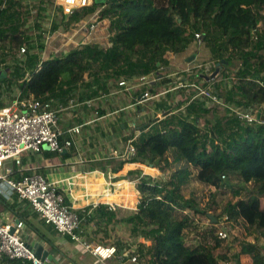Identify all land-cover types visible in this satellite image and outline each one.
<instances>
[{"label": "trees", "instance_id": "trees-1", "mask_svg": "<svg viewBox=\"0 0 264 264\" xmlns=\"http://www.w3.org/2000/svg\"><path fill=\"white\" fill-rule=\"evenodd\" d=\"M13 7L10 2L8 9ZM257 7L264 8V0H94L92 6L83 8L84 12L75 11L71 18L72 20L84 18L87 14H92L96 8H101L100 20L116 18L113 23L110 20L115 32L114 53L111 59L115 66L122 63L117 51L119 48L132 57L149 54L157 63L162 64L167 50L175 55L184 54L196 40L195 34L199 28L206 27L203 37L205 39L209 33L208 27H212L226 38L225 43H220L218 39H214L211 43L215 62L214 71L220 68L221 73L225 66H232L238 74H243L233 79V88L228 94L232 93L237 105L239 101H243L244 107L250 109L264 106V76H262L264 56L253 53V49L263 41L260 34L257 41L254 40V32L259 30L258 15L254 10ZM8 9L0 12L2 40L3 17L7 15L6 19L9 21L21 15L16 10L9 13ZM22 34L20 31V34L18 32L11 36L14 47L29 41ZM262 34L264 35V32ZM246 51L250 53H245ZM227 53L231 57L237 56L238 60L244 56L245 61L238 66L232 60L225 58L224 55ZM98 54L95 52L93 55L88 47H81L64 57L40 62L36 55L27 51L24 74L28 70L30 77L27 81L23 74L19 81V88L25 96L41 97L53 93L64 85L83 81L84 57L89 55L94 58ZM157 63L154 65L155 70L159 68ZM154 69L144 67L142 75L151 74L155 71ZM117 72L112 74H121ZM206 76L209 75H198V79L207 82ZM214 80L210 79V81ZM261 118L264 119L263 110ZM171 120L176 121L179 127L169 126ZM241 121L237 125L239 130L237 137H225L223 140L219 137V143H209L211 141H208V138L200 141L202 135L198 121H191L181 115L170 116L161 122L160 128H156L152 133L144 134L138 140L135 144L137 153L132 159L108 162V164H115L113 170L118 172L127 163L144 164L149 155H154L159 163H165L170 167L175 166L170 181L164 184H159L148 176L142 177V171H133L137 174L135 178L139 179L137 184L139 203L136 211H125L128 213L126 217H122V221L132 225V231L138 232V235L149 236L153 240V246L145 248L139 245L140 247L130 256L138 254L140 259L144 257V264H223L228 260H231L232 264H243V257L248 258L251 264H264V255L256 243H241L240 252L234 256H230L227 250L216 251L224 240L215 236L214 245L210 243L199 246L188 245L186 232L193 224L194 218L187 213L185 215L177 213L190 210L201 221H211L205 209L183 195V188L193 177L218 190H225L224 182L229 177L239 176L245 183L255 179L258 186L252 190V194L246 199L239 198L235 203H228L224 214L232 220L243 219L249 227L264 231L262 204L264 123ZM164 130L165 133H163ZM171 151H173L172 161L169 156ZM18 173L20 172L15 168L10 176ZM223 175L226 176L225 179L222 178ZM0 202L5 207H10L1 199ZM123 212L119 211V213ZM93 215L106 225L115 223L119 219L117 210L110 211L104 205L94 210ZM21 216L24 218V215ZM214 218L216 221L212 220L213 223L220 222L219 216L214 215ZM92 219L93 217L87 216L85 221L89 223ZM26 221L30 225V220ZM120 245V243L116 245L119 252L122 251ZM2 264L32 263L7 258Z\"/></svg>", "mask_w": 264, "mask_h": 264}, {"label": "rangeland", "instance_id": "rangeland-1", "mask_svg": "<svg viewBox=\"0 0 264 264\" xmlns=\"http://www.w3.org/2000/svg\"><path fill=\"white\" fill-rule=\"evenodd\" d=\"M0 2L1 13L8 9L10 2H12L14 7L8 9L9 13H12L14 10L21 13V15H18L9 21L6 19L7 15L2 19L1 28L3 40L0 37L2 46L0 71L1 69H8L9 78L6 79V82L0 83V104H9L14 101L17 98L14 93H17L20 89L19 81H21L25 69L22 66V62L26 53H24V55L21 54L22 45L14 47L11 42V36L18 32L20 34V31L23 33L22 36L24 35L29 40L26 43L28 52L32 55H36L39 60H41L42 55L46 59L64 57L68 55L69 52L76 51L81 47H88L93 55L95 52H98L99 54L94 58H91L89 55L84 57L85 76L89 79H93V82L103 81L104 77H107L115 71H118L121 74L126 72L123 73L125 75L137 76L138 74H143L144 67L150 69L152 67L153 69L155 68L154 65L157 61H155L151 55L139 54L137 57H132L121 48L117 49V51L120 54L122 63L119 66H115L111 62L114 53L113 37L115 32L110 22H115L116 18L113 17L110 19L111 21L100 20L99 11L101 8H96L92 14H87L84 18L72 20L70 16L66 21L65 16H63L64 12L62 11V6H60V3H62L61 0H0ZM254 10L258 15L259 21V30L254 32V40L257 41L258 34H260L263 41L259 46L253 49V53H258V56H264V35L262 34L264 32V8L257 7ZM81 11L84 12L85 10L81 9ZM9 13L8 15L11 16ZM93 24L96 25L97 28L92 34L89 33V28ZM206 25H208V23H206ZM50 27H52L51 30L53 33L49 29ZM204 28L206 29L204 26L197 31V33L201 34L202 38L194 40L193 44L184 54L175 55L167 50L162 59L163 65H172L173 63H176L185 68L187 66L189 68L194 66L192 71L196 72V65L214 62L211 43L214 39H218L220 43H225L226 38L212 27H208L209 33L207 38L204 39ZM44 30L46 34L50 32L51 37L49 41L46 40L47 36H45ZM35 37H37L38 40H34ZM56 53H59L60 55L55 56ZM245 53H250V51H246ZM192 56L195 58L192 59L191 62L188 59ZM224 56L226 59L235 62L238 66L245 61L244 56L241 57V59L239 58L240 60L237 59V56L233 55V57H231L228 53ZM221 71L222 72L219 76L220 82L218 81L214 88V94L218 99V103L213 104L211 107H207L205 106V101L203 99H198V101H196L191 97L184 98V100L187 101L188 106L186 111H184L185 114H187V116H190L188 113L195 115L196 119L192 120L198 121L199 127L201 128L202 136H200V141L208 138V141H211L209 143H219V137H222L221 140L225 137H237L239 135L237 125L242 120L240 117L244 111L248 110V108L244 107L243 101H239L237 105L232 93L228 94L233 88L231 79H236L243 74H238L236 69L232 66H225ZM192 78V82L201 83L202 85L208 84L207 82L198 79V77ZM161 81L169 82L166 79H162ZM218 83H220V85ZM178 94L179 93H174V97L178 96ZM168 97V95L164 96L163 99H168ZM180 101L181 100H178L177 103H180ZM177 103L170 109L173 108V111L176 110L180 106L177 105ZM161 112L162 114L166 113V111L164 112V107H162ZM153 121L156 120L153 118ZM243 121L244 120L241 122ZM169 126L179 127L176 121L173 120H171ZM172 153L173 151L169 154L171 161ZM143 160L145 159L143 158ZM158 163L156 156L149 155L144 164L137 163L141 166L136 165L134 170H125V175H122L120 179L122 182L125 181L128 183L129 179L132 181L134 180L133 185L137 186L136 184L139 183V179L135 178L137 174L133 171L139 170L142 171V177L148 176L151 177L153 181L159 184H164L170 181L175 166L170 167L165 163ZM121 173L123 174L124 172L122 171ZM224 184L225 190H218L195 180L193 177L190 183L183 188L184 197L194 200L198 206L205 209L211 217V221H201L193 211L187 210L186 212H177L178 215H185L187 213L194 218L193 224L186 232L188 245L199 246L206 243L214 245L216 241V229L218 227L225 228L231 226L233 230L231 232L230 240L223 241L222 245L216 250L217 252L227 250L230 256H234L240 252L241 243L251 242L256 243L261 253L264 255V231L249 227L243 219H231L228 223L224 221L223 224H219V226H214L212 221L214 215H216L219 216V221L221 223L224 219V210L228 203H235L239 198L246 199V197L250 196L252 190L258 186L257 181L254 179L245 183L239 176H233L229 177L227 180L225 179ZM236 193L239 194L236 195ZM139 198L140 196L138 194V199ZM262 204L264 206V197L262 198ZM92 223H94V225L87 227L89 229L87 235H97L101 238V242L98 243L113 245L120 243V246H122L121 250H137L140 247L138 245L140 235H138V232L136 233L132 231V225L127 224L126 226L121 225L119 227L118 223L106 225L98 220H93L90 224ZM121 235L124 238H122ZM228 261L230 262L231 260ZM243 264H251V262L248 258L243 257Z\"/></svg>", "mask_w": 264, "mask_h": 264}, {"label": "crops", "instance_id": "crops-1", "mask_svg": "<svg viewBox=\"0 0 264 264\" xmlns=\"http://www.w3.org/2000/svg\"><path fill=\"white\" fill-rule=\"evenodd\" d=\"M34 40L38 38L35 37ZM57 55L60 54L56 53L55 56ZM41 59L46 60L42 56ZM158 66L160 69L167 67L160 73L164 75L162 78L165 77L169 82H163L161 78L157 84L153 85L151 99L141 98L145 87L126 90L119 86V76L139 77L138 75L109 74L100 82H93V79L84 75L83 81L56 89L49 98L53 101L54 109L58 110L59 140L61 144L69 140L73 144L65 148L62 153H53L45 148L40 153L25 151L22 155L21 168H17L15 162L10 160L6 162L4 172L8 168H17L20 173L10 176L16 181L33 173L43 175L59 187L67 203L77 211L91 210V205L97 203L106 207L113 205L119 217L115 223H118L119 227L126 226L127 223L122 221V217H126L128 213L125 212L126 210H137L139 192L137 186L133 185L134 180L129 179V183L122 182L120 177L125 175V170H134L135 166L140 164L127 163L123 169L114 172L115 164H108V162L123 160L122 157L113 155L114 151L125 150L128 143L132 141L135 145L144 134L152 133L155 128H160V123L170 116L181 115L196 119L195 115L188 113L190 116H187L184 112L188 107L184 98H193L195 93L191 88H175L176 80L192 82L190 73L186 72L185 67L176 63L172 65L159 63ZM8 72L9 70L6 69L0 83L6 82L9 78ZM177 72L179 74L176 76ZM218 81L219 77L210 81V84L215 86ZM18 92L14 94H20ZM174 93L179 94L174 97ZM167 95L168 99L164 100L163 97ZM178 100H181L180 103H177ZM195 100L198 101V99ZM176 103L180 106L173 111V108H170ZM6 105L8 104H0V109ZM162 107L164 112L166 111L164 114L161 112ZM255 108L264 111V106ZM153 118L156 121H153ZM76 126H81V132L71 133L70 130ZM1 187L8 196L10 194V199L6 200L2 197L0 199L13 208L5 207L0 202V221L4 215L23 220L25 223L23 239L31 247L36 244L42 245L48 251L50 258L47 259L50 264H144L131 261L132 255L128 253L131 249L120 251L118 257L113 260L99 261L69 237L58 234L32 210L28 201L19 200L5 183H1ZM120 210L124 212L119 213ZM21 215H24V218ZM87 216L93 219L88 221L89 223L83 222V233L89 241L101 242V238L97 235H87L89 231L87 227L94 225L95 222L90 224L93 220L99 219L91 212ZM27 219L30 220V225Z\"/></svg>", "mask_w": 264, "mask_h": 264}, {"label": "built area", "instance_id": "built-area-1", "mask_svg": "<svg viewBox=\"0 0 264 264\" xmlns=\"http://www.w3.org/2000/svg\"><path fill=\"white\" fill-rule=\"evenodd\" d=\"M61 1L62 3H60V6H62L61 8L64 12L66 21L75 11L90 7L94 2V0ZM96 28V25H91L89 33L93 34ZM49 29L51 30L52 27ZM51 32L53 33L52 30ZM44 34L47 36L46 40L49 41L51 37L50 32L46 34L44 30ZM195 36L196 39L202 38L200 33H196ZM27 51L26 43L22 44L21 54L24 55ZM1 54L2 46L0 41V56ZM25 55L22 62L24 68L26 67ZM42 61L44 60L41 59L40 62ZM214 67L215 62L197 65L195 67L197 68L196 72L186 67L185 70L187 73H190L191 77H198V75L204 74L209 75L206 76V79L209 81L208 85L185 82L180 79L178 81L176 80L175 88H191L195 93L192 98L193 100L203 99L205 101V106L211 107L213 104L218 103V99L214 94L215 86L211 85L210 79H208L215 72ZM162 68L163 69L159 68L155 70L151 74L139 77L119 76L120 81L118 84L126 90L145 87L141 98L151 99L153 97L152 87L164 76L160 72H164V69L167 67L165 66ZM5 71L6 70L1 69L0 79L3 77ZM178 74L177 72L176 76ZM219 76L220 72L214 79H218ZM29 77V72L27 70L25 79L29 81ZM162 79H165V77ZM18 93L20 94L16 95L17 98L14 101L0 109V197L6 200L10 199V194L8 196L1 187V183H5L13 194L17 195L19 200L28 201L33 211H35L47 224L51 225L58 234L69 237L74 243L80 245L85 251L101 262L117 258L119 250L116 245L91 242L82 230V225L87 215H89L90 212L93 213L94 210L103 204L97 203L91 205V210L84 209L83 211H77L67 203L65 195L59 187L48 181L43 175L33 173L32 175H27L21 180L16 181L10 178V174L13 173V168H8L6 172H4L5 164L10 160L15 162L17 168H21L22 155L25 151L40 153L44 146H48L53 153H62L65 148L73 144L71 140L66 141L64 144L60 143L58 110L54 109L53 101L49 98L51 93L41 97H36L34 95L25 96L21 90ZM87 103L91 104L90 101H87ZM261 114L262 110L250 108L244 111L240 118L249 123H264ZM187 118L191 119L189 117ZM70 132L79 134L81 132V126L73 127ZM165 132L164 130L163 133ZM136 153L137 148L132 141L128 143L125 150H115L113 155L122 157L125 160H130ZM222 178L225 179L226 176L223 175ZM107 208L110 211L116 210V207L113 205H109ZM230 220V217L225 215L221 223H214L213 225L219 226V224L222 225L224 221L228 223ZM24 228L25 223L23 220H16L8 215L3 216L0 221V264L7 258L10 260L30 261L32 264H50L48 259L42 260L41 257L37 256L36 250L23 239L22 233ZM232 230L231 226L225 228L218 227L215 231V236L224 241L230 240ZM138 242V245H143L145 248L153 246V240L146 234L140 235ZM135 251V249H131L128 253L131 254ZM123 254L125 255V252ZM131 261L133 263H143L144 260L140 259L138 254H135L132 255ZM223 264H232V261H226Z\"/></svg>", "mask_w": 264, "mask_h": 264}, {"label": "water", "instance_id": "water-1", "mask_svg": "<svg viewBox=\"0 0 264 264\" xmlns=\"http://www.w3.org/2000/svg\"><path fill=\"white\" fill-rule=\"evenodd\" d=\"M194 58L195 57L192 56L188 60L192 61V59H194ZM224 63H225V61H224ZM219 72H220V68H217L215 70V72L213 73V75L210 77V79H214L218 75ZM259 117H260V115H259ZM44 148L50 150L48 146H44ZM213 221H216L215 218H213ZM32 248L36 250L37 256L41 257L42 260L50 258V257H48V251H46L42 245L36 244V245L32 246Z\"/></svg>", "mask_w": 264, "mask_h": 264}]
</instances>
